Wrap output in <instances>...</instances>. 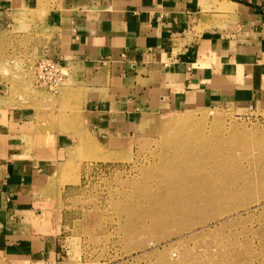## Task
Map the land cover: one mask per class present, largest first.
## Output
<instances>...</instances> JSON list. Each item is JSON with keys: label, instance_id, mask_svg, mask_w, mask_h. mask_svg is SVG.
Returning <instances> with one entry per match:
<instances>
[{"label": "rangeland", "instance_id": "1", "mask_svg": "<svg viewBox=\"0 0 264 264\" xmlns=\"http://www.w3.org/2000/svg\"><path fill=\"white\" fill-rule=\"evenodd\" d=\"M19 14L0 31V93L38 110L27 145L70 140L32 210L35 228L61 239L57 264H264V110L150 112L124 141L100 143L79 91L37 81L42 9ZM179 157L193 159L180 168Z\"/></svg>", "mask_w": 264, "mask_h": 264}, {"label": "crops", "instance_id": "2", "mask_svg": "<svg viewBox=\"0 0 264 264\" xmlns=\"http://www.w3.org/2000/svg\"><path fill=\"white\" fill-rule=\"evenodd\" d=\"M37 9L45 34L35 46L65 67L66 92H80L100 143L124 141L150 112L195 104L264 110L263 0H0V31ZM11 101L0 93V261L57 264L61 239L37 230L32 210L67 156L69 136L27 145L38 110Z\"/></svg>", "mask_w": 264, "mask_h": 264}, {"label": "built area", "instance_id": "3", "mask_svg": "<svg viewBox=\"0 0 264 264\" xmlns=\"http://www.w3.org/2000/svg\"><path fill=\"white\" fill-rule=\"evenodd\" d=\"M37 81L40 84L48 85L58 90L67 82V71L62 63L54 58L46 57L40 60L36 70ZM248 110H256L253 104L248 106Z\"/></svg>", "mask_w": 264, "mask_h": 264}, {"label": "bare ground", "instance_id": "4", "mask_svg": "<svg viewBox=\"0 0 264 264\" xmlns=\"http://www.w3.org/2000/svg\"><path fill=\"white\" fill-rule=\"evenodd\" d=\"M181 133H182V132H180V134H181ZM183 133H184V132H183ZM187 134H188V133H187ZM183 135H184V134H183ZM184 136H185V135H184ZM203 136H204V135H203ZM181 137L183 138V136H181ZM173 148H175V147H173ZM167 150H168V149H167ZM167 150H166V153L164 154L165 156H166V154H167ZM169 151H170V150H169ZM168 153H169V152H168ZM176 153H178V152H176ZM171 155H172V154H171ZM173 155H174V154H173ZM173 155H172V156H173ZM189 155H190V154H189ZM169 156H170V155H168V157H169ZM172 156H171V157H172ZM177 156H178V154H177ZM186 156H187V155H186ZM190 156H191V155H190ZM163 157H164V156H163ZM163 157H162V158H163ZM166 157H167V156H166ZM171 157H169V158H170L169 160H171ZM184 157H185V156H184ZM164 158H165V157H164ZM164 158H163V160H164ZM172 158H173V157H172ZM179 158H180V157H179ZM179 158L172 159V161L174 160L173 162L177 163L179 166H180V165L182 166V164H184V163L187 164L188 161H189V162L191 161V160H189V158H191V157H189V158H188V157H186V158L181 157L180 159H179ZM191 159H193V158H191ZM163 160H162V162H163ZM167 160H168V158H167ZM169 160H168V161H169ZM165 161H166V159H165ZM163 163H164V162H163ZM175 163H174V164H175ZM164 164H165V163H164ZM169 164H170V163H169ZM172 164H173V163H172ZM172 164H170V165H172ZM162 165H163V164H162ZM167 165H168V164H167ZM156 166H158V165H156ZM156 166H155V167H156ZM163 166H165V165H163ZM181 166H180V168H182ZM183 166H184V165H183ZM170 167H171V166H170ZM175 167H177V165H176ZM165 168H166V167H164L163 169L166 170ZM169 169H171V168H169ZM169 169H168V170H169ZM159 170H160V169H159ZM161 170H162V169H161ZM164 170H162V172H163ZM164 173L166 174L167 177L169 176L168 178H170V177L172 176V175L170 176L169 174H167V173H168L167 170H166V172L164 171ZM152 174H153V173H152ZM158 174H159V173L157 172L156 175L158 176ZM165 174H164V175L162 174L161 176L164 177ZM174 175H177V173L174 174ZM150 176H151V175H150ZM159 176H160V175H159ZM161 176H160V179H161ZM166 176H165V178H163V179H166ZM158 178H159V177H158ZM158 178H157V179H158ZM172 178H173V177H172ZM172 178H171V179H172ZM152 179H153V178H152ZM157 179H156V181H157ZM166 180H167V179H166ZM172 180H173V179H172ZM172 180H171V182H173ZM160 181H161V180H160ZM164 181H165V180H164ZM169 181H170V180H169ZM158 182H159V181H158ZM162 182H163V181H162ZM171 182H167V181H166L165 183L171 184ZM227 184H228V182H227ZM215 185H218V184H216V182H215ZM219 185H220V184H219ZM226 186H227V185H224V187H226ZM229 186H230V185H229ZM197 188H198V187H197ZM222 188H223V187H222ZM215 189H216V188H215ZM222 190H223V189H221V188H219L218 190H215V191H217L216 193L218 194V196H219V195L221 196V193H222V195L225 194V193H223ZM228 190H229V188H228ZM228 190H227V192H226V190H225V192H226V193H229ZM233 191H234V190H233ZM200 197H201V196H200ZM218 206H219V205H218ZM222 215H223V214H222Z\"/></svg>", "mask_w": 264, "mask_h": 264}]
</instances>
